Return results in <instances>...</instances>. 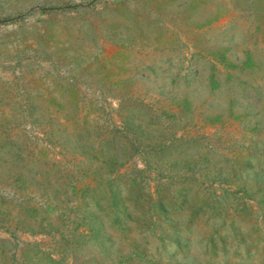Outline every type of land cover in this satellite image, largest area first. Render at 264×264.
<instances>
[{
	"label": "rangeland",
	"instance_id": "1",
	"mask_svg": "<svg viewBox=\"0 0 264 264\" xmlns=\"http://www.w3.org/2000/svg\"><path fill=\"white\" fill-rule=\"evenodd\" d=\"M0 264H264V0H0Z\"/></svg>",
	"mask_w": 264,
	"mask_h": 264
},
{
	"label": "trees",
	"instance_id": "2",
	"mask_svg": "<svg viewBox=\"0 0 264 264\" xmlns=\"http://www.w3.org/2000/svg\"><path fill=\"white\" fill-rule=\"evenodd\" d=\"M134 148L138 149L139 148V144L137 143V141H134Z\"/></svg>",
	"mask_w": 264,
	"mask_h": 264
}]
</instances>
